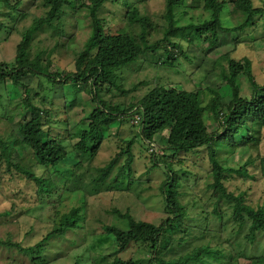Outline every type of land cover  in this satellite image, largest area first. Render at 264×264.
<instances>
[{"label":"trees","instance_id":"16d2710c","mask_svg":"<svg viewBox=\"0 0 264 264\" xmlns=\"http://www.w3.org/2000/svg\"><path fill=\"white\" fill-rule=\"evenodd\" d=\"M0 1L15 12V17L8 14L7 18L11 20L10 22L27 18L33 9L28 7L21 10L22 0ZM34 1H41L42 7L47 11L40 17H34L31 26L23 32L14 64L0 62V83L6 85L10 82L13 85L23 86L22 101L31 115L19 127L21 142L36 164L39 167L54 169L50 171L53 172L52 175H59L60 181L57 179L50 185L33 170L16 166L6 153V141L0 138V177L10 174L11 178L15 179L16 176L13 174L16 171L20 177L25 176L34 181L40 207H49L52 210L48 217L53 227L34 245L25 247L22 243L0 239V246L17 247L29 258V262L25 261L27 264H51L52 261H45L46 244L51 239L80 228L83 218L81 210L88 209L87 205L86 207L84 205L82 208L74 207L68 212L61 213L59 208L64 190L69 188L67 181L70 180L73 172V169L68 170V166L63 169V166L69 160L76 166L83 159H94L103 144L105 129L118 121L121 124H129L137 131L129 139L120 136L116 154L105 166L98 168L95 178V183L99 187L97 194L102 195L101 189L107 184L114 166L121 159H125L124 165H121L119 173L112 178L105 189L107 192L113 191L116 196L118 193H136L132 186L142 180L141 176L136 175L133 167L134 148L135 144L139 143L140 146L152 150V166L163 163L166 178L162 180L159 189L165 207L164 216L159 224L144 218L143 213L142 216L133 215L129 210L123 212L118 207L113 209V212L124 220L126 227L116 224L103 226L105 234L113 236L118 245L115 256L109 264H206L208 257L220 253H216L207 245L197 247L178 259L168 261L160 256V252L170 250L174 242L183 243L194 237L195 234L191 230L195 229L196 225L188 221L197 219L195 214L204 213L208 204L215 206L213 218L222 220L224 213L219 210L222 202L228 205L230 217L234 218L242 228H247L246 236L253 244L256 243L257 248H260L264 240V154H260L255 160L247 161L240 168L229 166L226 157L223 156L224 152L233 154L240 147L237 136L245 130L248 121L258 124L261 129L264 128V85L254 77L253 60L248 56L236 59L228 54L229 68L221 71V78L227 82L233 94V99L228 105L223 102L218 89L205 86L204 83H201L200 87L193 86L188 89L185 83H182V87H178L174 83L165 85L157 82L145 92L136 94L137 87L126 89L121 84L118 72L122 67L151 53L158 55L153 62L156 72L160 67L169 65L180 69V58L192 62V58L186 52L184 41L195 42L204 39L207 40L206 46L211 48L218 41L219 30L238 33L235 50L247 42L256 45L260 40H264V36H257L251 29L256 31L263 26L264 23L261 21L264 20V7L255 6L253 0H203V10L210 13L209 18L199 23L189 22L183 26L178 24V15L180 12L187 14L189 8H194L192 1L162 0L165 2L163 16L168 24L163 25L162 36L154 40L153 35L160 30V17L144 14L141 11V5L150 0H136L131 6L125 4L123 16L126 27L118 29H113L112 23L102 16V9L108 3H117L119 0ZM33 6L39 5L36 3ZM69 14L85 15L84 17L90 21L91 35L77 54L75 70H51V60H44L40 56L32 57V41L37 32L44 31L45 26L46 29H59L60 36H65V29L59 24H65ZM260 23L261 25H258ZM4 25H6L4 20H0V28ZM7 27L15 28L10 25ZM186 29H190L188 35L185 34ZM245 32L246 38L242 35ZM219 63L220 61L217 64ZM29 74L40 79L39 92H33V87L22 80ZM242 74L249 78L253 86L250 99L240 95L237 80ZM189 75L190 73L187 74ZM72 83L82 84L86 94L90 96V104L93 108L88 114V128L76 135L79 141L74 146L67 147L64 144L65 138L68 136L73 139L74 135L54 133L49 114L52 108L57 110L58 106L53 104L49 108L41 98L45 91L54 93L56 86ZM107 86L119 90L125 97L124 101L112 103L106 100L103 93L110 91ZM208 91L212 95L210 100L206 101ZM206 115L212 116L214 121L219 123L220 131L215 133L208 131ZM165 130L169 133L165 136L166 145L162 146L156 142L155 137ZM244 142L259 144L260 139L252 135L245 136ZM220 144L225 147L222 155L218 149ZM205 147L209 150L211 169L204 173L203 177L200 173L196 174L195 184L202 181L204 191L209 194L195 212L198 202L195 200L193 208L189 210V204L185 203L181 191V186L185 183L184 178L188 177L191 171L180 166L179 170L182 174H179L171 159L177 158L180 152L198 151ZM158 150L162 152L161 155L158 154ZM178 160L182 166L185 164L184 160ZM123 173L128 177L127 183L120 179ZM259 185L262 190L258 188ZM191 187L195 191V185ZM88 196L92 194L88 193ZM195 196L198 197L197 194ZM12 214L11 210L3 213L5 216ZM204 220L206 225L200 226L201 230H199L202 234L210 230L212 222L208 217ZM134 247L139 250L137 256H134V252L127 258L122 256ZM87 254L89 253L84 251L76 256L74 264H84L83 260ZM251 256L249 257L252 260L251 264H264V253ZM236 258L235 256L226 262L237 264ZM230 260L234 262L231 263Z\"/></svg>","mask_w":264,"mask_h":264},{"label":"rangeland","instance_id":"374dc122","mask_svg":"<svg viewBox=\"0 0 264 264\" xmlns=\"http://www.w3.org/2000/svg\"><path fill=\"white\" fill-rule=\"evenodd\" d=\"M135 1L119 0L117 3H108L103 7V14H101L112 23L113 29L125 28L123 16L126 9L125 4L131 6ZM190 1H192L194 8H189L187 14L179 13L178 24L180 25L185 26L189 22L199 23L209 18L210 13L203 10V0ZM35 2L39 5L38 7L33 6L36 4ZM253 2L257 7H264V0H253ZM22 3L21 10L28 7L31 9L32 7V12L25 19L10 22L11 20L7 18L8 14L15 17V12L0 1V20H4V23H6L3 28H0V62L6 61L14 64L18 43L22 40L23 32L31 26L34 17H40L47 11L45 7H42L41 1L22 0ZM164 7L165 2L162 0H150L141 5V11L144 14L160 17V30L153 35L154 40L162 36L163 25L167 23L163 16L165 13ZM84 16L69 14L68 17L66 16L67 18L65 17V24L58 23L65 29V36H60L59 29H46V26L44 31L37 32L32 41V57L40 56L44 60H51V70H75L77 54L83 49L92 30L89 19ZM261 23H264V20ZM261 23L258 25H261ZM7 25H10V27L15 26V28L9 29ZM251 31L255 32L257 36H264V24L258 30L251 29ZM189 32L190 29L185 30L186 35ZM242 35L244 38L247 37L246 32ZM237 37L238 33L234 31L219 30L218 41L211 48L206 46L207 40L204 39L195 42L184 41L186 52L192 58V62L180 58V69L174 65H169L160 67L156 72L153 62H155L158 55L151 53L141 57L136 62L119 70L121 84L126 89L137 87L135 93L139 94L145 92L148 87L155 85L157 82L165 85L174 83L178 87H182V83H185L188 89L193 86L200 87V84L204 83L205 86L218 89L223 102L228 105L233 99L232 90L227 82L221 78V71L229 68L228 59L230 56L228 54L236 59L245 56L250 57L253 60L254 77L256 81L264 85V40H260L256 45L251 42L241 44L235 50ZM209 41L210 39H208ZM219 61L220 63L217 64ZM213 68L215 71H213ZM186 72L190 75L187 76ZM22 80L33 87V92H39V78L29 74ZM237 84L240 87V95L250 99L253 86L249 78L242 74L238 77ZM81 85L72 83L56 86L54 93L47 91L42 93L41 101L47 107L51 108L53 104L58 106L57 110L52 108L49 114L54 133L60 132L65 136L74 135L73 139L68 136L65 138L64 144L67 147L74 146L79 141V137L76 135L89 126L88 114L93 106L90 104V96L86 94ZM107 88H110V91H104L103 93L106 100L112 103L124 101L125 97L119 90L109 86ZM23 92L22 85H13L10 82L6 85L0 83V138L6 141V153L16 166L25 170H33L38 176H42L48 184L52 185L57 179L60 181L59 175H52L53 172L50 171H54L52 168L39 167L21 142L19 127L31 115L30 111L24 107ZM211 95V92L208 91L206 101L210 100ZM224 109L226 110V108ZM206 121L210 133L221 130L219 123L215 122L212 116L206 115ZM136 131L137 129L130 127L129 124H121L116 121L105 129L103 144L94 159H83L76 166L69 160L63 166V169L68 166V170L73 169V172L70 180L67 181L69 188L64 190L59 208L61 213L68 212L74 207L82 208L84 205L85 207L87 205L88 209L83 208L81 210L83 218L80 228L71 230L61 237L51 239L46 244L45 261H52L51 264H74L76 256L85 251L89 254L83 260L84 264H109L115 256L118 245L113 236L105 234L103 226L116 224L126 227L124 220L113 212L115 207L123 212L129 210L133 215L143 213L144 218L146 217V219L159 224L160 219L164 216L165 207L159 186L162 180L166 178V173L162 167L163 163L152 166V150L140 146L139 143L135 144L133 167L136 175L141 176L142 180L132 186L136 193H118L116 196L113 191L107 192L105 189L106 186H109L112 178L119 173L125 159H121L114 166L107 179V184L101 189L103 190L102 195L96 192L99 189L95 183L98 168L105 166L116 154L120 136L123 135L126 139H129ZM168 133V130H165L157 134L155 137L156 142L165 146L167 143L165 136ZM251 135L259 138L260 143L247 144L244 142V137ZM237 141L240 147L233 154L223 153L225 147L223 148L222 144L218 147L221 155L223 153V156L226 157L229 166L240 168L247 161L255 160L260 154H264V128L261 129L253 121H248L245 130L237 136ZM158 154L161 155L162 152L158 150ZM178 159L184 160L185 164L182 166ZM171 161L179 174H182V171L179 170L180 166L191 171L189 176L184 178L185 183L181 186V191L185 203L189 204V210L193 208L195 200L198 202L196 212L203 204V199H206L209 194L204 191L202 181L195 184L196 174L200 173L203 177L205 176L204 173L211 169L209 150L205 147L198 151L180 152L177 158H172ZM3 169L5 170L4 167ZM13 175L16 176L15 179L11 178L10 174L0 177V239L22 243L26 247L34 245L53 228L51 219L48 217L52 210L49 207H40L36 192L37 186L34 181L25 176L20 177L16 171ZM120 179L126 183L128 182V177L124 173ZM189 185H195V191ZM245 187H247V184ZM260 187L261 185L258 188L262 190ZM88 193L92 196L89 197ZM196 194L198 197L195 196ZM214 208L215 206L208 204L204 213L195 214L197 219L188 221L196 225V228L191 230L195 234L194 237L183 243L174 242L172 248L168 251L162 250L160 256L166 261L178 259L197 247L207 245L214 249L216 253H220L214 255L215 257H208L205 261L206 264H227L226 261L235 256L237 257L235 263L251 264L250 261L252 260L249 257H252V254L264 253V240L261 242V247L257 248L256 243L253 244L250 238L246 236L247 228H242L234 218L230 217V209L225 202H222L219 208L224 213L222 220L213 218ZM7 210H11L13 214L11 216L3 215ZM205 217L212 219V222L210 230L202 234L199 230H201L200 226L206 225ZM133 252L135 253L134 256L139 254V250L134 247L122 256L127 258ZM26 260L29 262V258L17 247L0 246V264H27L25 263ZM230 262L232 263L234 260H230Z\"/></svg>","mask_w":264,"mask_h":264}]
</instances>
